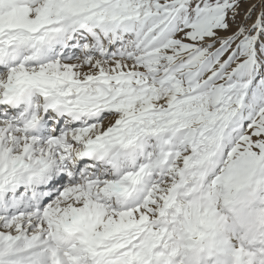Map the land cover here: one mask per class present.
<instances>
[{
	"label": "snow or ice",
	"instance_id": "1",
	"mask_svg": "<svg viewBox=\"0 0 264 264\" xmlns=\"http://www.w3.org/2000/svg\"><path fill=\"white\" fill-rule=\"evenodd\" d=\"M249 194L264 0H0V264H264Z\"/></svg>",
	"mask_w": 264,
	"mask_h": 264
},
{
	"label": "clouds",
	"instance_id": "2",
	"mask_svg": "<svg viewBox=\"0 0 264 264\" xmlns=\"http://www.w3.org/2000/svg\"><path fill=\"white\" fill-rule=\"evenodd\" d=\"M229 223L242 232L247 241L244 251L249 253L248 245L264 241V197L252 194L242 197L236 211L229 213ZM202 247L208 250L209 256H218L219 264H235L236 252L225 253L212 238H207ZM255 256L253 252L247 258L254 259Z\"/></svg>",
	"mask_w": 264,
	"mask_h": 264
}]
</instances>
